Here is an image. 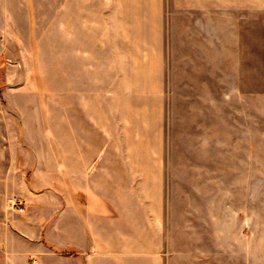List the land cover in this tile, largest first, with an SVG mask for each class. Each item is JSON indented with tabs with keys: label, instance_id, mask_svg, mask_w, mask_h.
<instances>
[{
	"label": "crops",
	"instance_id": "obj_1",
	"mask_svg": "<svg viewBox=\"0 0 264 264\" xmlns=\"http://www.w3.org/2000/svg\"><path fill=\"white\" fill-rule=\"evenodd\" d=\"M43 1L0 0V60L15 55L12 25L38 23ZM72 10V133L63 115L52 134L27 65L3 68L0 264H176L162 253L179 60L204 102V88L225 84L226 24L252 29L264 0H72Z\"/></svg>",
	"mask_w": 264,
	"mask_h": 264
},
{
	"label": "rangeland",
	"instance_id": "obj_2",
	"mask_svg": "<svg viewBox=\"0 0 264 264\" xmlns=\"http://www.w3.org/2000/svg\"><path fill=\"white\" fill-rule=\"evenodd\" d=\"M65 3L63 14L61 0H44L38 23L12 25L15 55L0 60L1 86L6 64L28 66L55 137L63 115L72 133L75 30L81 26L72 22V0ZM95 34L104 45L105 25H95ZM226 37L224 87L204 88V102L202 89L186 85L179 60L169 153L173 225L162 253L176 264H264V12L252 29L227 23ZM239 37L244 54L234 51Z\"/></svg>",
	"mask_w": 264,
	"mask_h": 264
},
{
	"label": "built area",
	"instance_id": "obj_3",
	"mask_svg": "<svg viewBox=\"0 0 264 264\" xmlns=\"http://www.w3.org/2000/svg\"><path fill=\"white\" fill-rule=\"evenodd\" d=\"M12 206L21 209L22 208L21 201L18 198L14 197L12 201Z\"/></svg>",
	"mask_w": 264,
	"mask_h": 264
}]
</instances>
